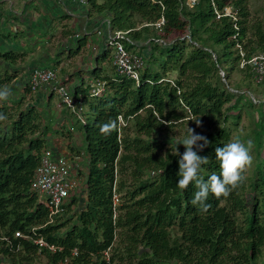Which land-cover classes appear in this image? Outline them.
Here are the masks:
<instances>
[{
    "label": "trees",
    "instance_id": "16d2710c",
    "mask_svg": "<svg viewBox=\"0 0 264 264\" xmlns=\"http://www.w3.org/2000/svg\"><path fill=\"white\" fill-rule=\"evenodd\" d=\"M214 2L221 12L230 6L238 19L217 18L213 0H200L193 8L186 0L91 1L92 12L110 15L113 30L129 31L133 44L127 47L148 51L149 63L139 84L113 66L115 73L99 77L106 83L100 96H92L90 87L83 89L82 104L89 106L91 121L70 110L86 145L85 192L72 193L65 212L53 222L32 182L50 148V135L59 131L36 104L0 100V113L7 117L0 120V264H31L38 255L47 264H109V248L111 264H264L261 153L254 180L248 182L247 171L244 183L227 198L210 194L207 211L191 204L194 184L186 190L177 187L180 157L172 150L185 151L176 141L187 130L175 138L171 133L176 127L191 124L207 137L203 149H194L209 158L200 173L207 181L220 173L215 149L232 138L228 121L238 127L242 111L256 104L264 112V99L243 96L251 91L249 79L256 78L248 61L264 53V26L250 19L248 0ZM162 17V27L153 25ZM25 55L0 51V60L17 62ZM233 70L245 73L248 89L231 84ZM169 72L178 73L175 85ZM15 77L16 71L0 66V87L12 85ZM259 83L264 89V74ZM26 90L33 92L29 84ZM120 116L127 123L121 132L100 133L98 126L109 120L117 119L119 126ZM114 188L121 200L116 218ZM39 237L58 249L39 252L34 242Z\"/></svg>",
    "mask_w": 264,
    "mask_h": 264
},
{
    "label": "crops",
    "instance_id": "0c3cea01",
    "mask_svg": "<svg viewBox=\"0 0 264 264\" xmlns=\"http://www.w3.org/2000/svg\"><path fill=\"white\" fill-rule=\"evenodd\" d=\"M109 22L108 13L92 12L91 5L83 6L66 0H0V51L26 54L17 62L0 60V66L16 71L11 89L24 91L34 69L51 68L57 71L60 82L70 85L74 93L82 96L83 89L89 87L93 80L108 75L102 67V60L104 64L108 63L112 53L107 45L113 32ZM24 28L28 29L30 39L35 37L38 40L37 43L40 39L36 33L48 34L47 48L38 45L28 48L25 41H21L20 34ZM4 34L10 36L5 37ZM103 53L108 57H101ZM90 71L95 76L87 82L86 73ZM49 90L48 86L39 90L41 102L50 101ZM72 135L71 139L65 138V145L59 142L61 137L57 140L50 135L49 147L56 158L69 153L68 145L73 142L83 143L81 133ZM85 161L88 163L87 159ZM86 166L88 168V164Z\"/></svg>",
    "mask_w": 264,
    "mask_h": 264
},
{
    "label": "built area",
    "instance_id": "2783aa9c",
    "mask_svg": "<svg viewBox=\"0 0 264 264\" xmlns=\"http://www.w3.org/2000/svg\"><path fill=\"white\" fill-rule=\"evenodd\" d=\"M69 2H75L79 5L88 6L91 5L92 0H66ZM200 0H186V4L193 8L198 4ZM213 5L216 7V3L213 0ZM217 18L222 16H231L234 20H237L235 12H233L230 6L225 7L224 11L221 12L216 7ZM111 25V23L109 22ZM165 24V19L162 17L159 21L153 23L157 27H162ZM238 28L237 25H235ZM129 31L113 30L112 34L108 40V47L112 51V65L115 67L120 75L127 76L134 79L138 84L141 80V74L146 67V57L144 53L139 50L134 51L127 47L126 43H131V39L128 37ZM75 37H79L76 35ZM234 37H237L235 35ZM163 42V41H161ZM244 56V53H242ZM215 56V55H214ZM216 57V56H215ZM249 63H252L254 70L256 71V78L260 82L263 79L264 74V53L254 56ZM246 63L245 59L242 60V65ZM224 76L225 72L221 70ZM58 73L55 69L51 68H36L32 71L30 75L29 85L32 91L35 92L40 90L43 86H48V88L58 94L61 98L63 105L69 108L73 113L77 115L79 119L84 121L82 111L84 107L82 104V96L76 97L75 93L71 89L70 85L60 82L58 80ZM169 81L175 85L173 79ZM92 96H100L106 90V83L104 80L97 79L93 80L89 85ZM126 120L120 116L118 131L121 132L122 128L126 126ZM74 130V127H70ZM75 169V164L71 162L67 157L60 156L55 157L54 152L51 148L45 149L42 154L40 165L35 173L34 180L32 182V190L37 194L38 200L44 206H46L50 213V222H53L55 218L65 212V203L69 199L72 193L76 192L78 189V182L73 177V170ZM120 203V194L114 188L113 193V206H114V218L118 213L117 207ZM22 234L17 232L16 236H21ZM34 242L39 245V252L43 248H48L52 251H56L58 247L53 244H49L44 238L39 237L34 240ZM77 254V250H75ZM106 258L110 262L111 249L109 248L105 252Z\"/></svg>",
    "mask_w": 264,
    "mask_h": 264
},
{
    "label": "rangeland",
    "instance_id": "374dc122",
    "mask_svg": "<svg viewBox=\"0 0 264 264\" xmlns=\"http://www.w3.org/2000/svg\"><path fill=\"white\" fill-rule=\"evenodd\" d=\"M6 6V5H5ZM248 6L250 8V19L252 21H258L261 22L264 26V0H248ZM25 30V31H24ZM22 36L21 41H25V45L33 49L35 45L42 46L44 48H47L46 46V40L48 38V34L46 33H36V37H38V40L30 39V35H28V29H23V33L20 34ZM24 43V42H23ZM139 50L141 53L145 54L146 57V64L149 63V58L147 57L148 51L143 50L140 48L134 49V51ZM60 56V55H59ZM216 56V55H215ZM111 58V57H110ZM10 63V61H8ZM229 65V63H227ZM102 67H104L105 73L107 72L108 74H113L115 73L114 67L112 65V59L108 60V63L106 62L104 64V60H102ZM94 69V67H93ZM88 76L86 77L87 82L90 80V78L94 77L95 74L90 72H87ZM222 74V73H221ZM225 76V74H224ZM169 78L176 79L178 77L177 72H169L168 74ZM246 75L243 72H240L238 70H233L230 73V82L231 84H236L240 83L242 86V89H248L246 88V82L244 79H246ZM251 80V91H247L243 94L245 96L244 100L248 99H256L262 100L264 99V89L263 85L258 82L256 78L249 79ZM11 88V85L8 86ZM49 102H41L38 99L39 96V90L35 92H28L26 88L24 91H13L12 90V95L10 96L11 99H21L23 100V106H29L31 104H36L39 106L43 111L46 112L47 118L48 116H51L52 118V124H53V129H56L59 131V133L52 132V135L54 136L53 138H56L59 140V142H62L63 145L66 144V139L65 138H70L73 137L72 134L76 133L78 123V118L75 117L74 115L71 117L70 114V109H68L65 105H63L61 98L58 94L55 92L49 90ZM85 98V97H84ZM83 98V99H84ZM90 99L93 100H98V98L91 97ZM82 114L84 118L87 121H91L92 119V114L90 111L89 106L87 103L85 104L84 111H82ZM261 117V121H259V118ZM46 118V117H45ZM45 122H48L47 119H44ZM67 120V121H66ZM69 120V121H68ZM64 121V123H63ZM228 124L231 127V132H232V139H235L237 137L247 140L251 139L254 142V149L252 151L253 155V164L252 166L247 170L248 171V182L251 183L254 180V173L256 166L258 164V152L259 154L261 153L263 160H264V112L260 108V104H256L254 109H249L245 108L242 111V118L239 122L238 127L234 126L233 120H229ZM71 126L76 127L72 133H69V129ZM191 124H187L186 127H176L175 131L171 133L172 136L175 138H181L183 135L186 133V130L188 127H190ZM51 134V133H50ZM64 138V139H63ZM83 140V139H82ZM74 144V145H73ZM73 144L68 145L69 146V153L64 154L69 160H71L72 163L75 164V169L73 170V177L77 180L78 182V189L76 192H79L80 194L84 193V178H86V170H87V163H86V155H83V152L85 153L86 145L85 142L80 141V142H73ZM128 176V183L130 184L132 181V177L130 174H127ZM121 201V200H120ZM121 203V202H120ZM31 264H47V259L44 255H38L37 258L31 263Z\"/></svg>",
    "mask_w": 264,
    "mask_h": 264
},
{
    "label": "clouds",
    "instance_id": "9594fccd",
    "mask_svg": "<svg viewBox=\"0 0 264 264\" xmlns=\"http://www.w3.org/2000/svg\"><path fill=\"white\" fill-rule=\"evenodd\" d=\"M12 94L11 88L7 86L0 87V100H7ZM6 118L3 113H0V120ZM195 121L199 126L200 119ZM98 127L102 135H111L112 132L118 130V120H109ZM201 141L203 143H200ZM208 143L206 136L197 134L194 128L188 127L184 138L176 141L177 145L183 144L185 146V151L181 154L178 147L174 151L172 150L174 155L180 157L177 187L186 190L194 184L196 190L193 193L191 204L203 211H207L210 207L207 203L210 194L217 199L227 198L244 183L246 172L252 166L254 159L252 155L253 140H244L239 137L229 140L222 147L218 146L215 149L220 173H213L206 181L200 173L202 166L208 163L209 158L199 155L194 149H203Z\"/></svg>",
    "mask_w": 264,
    "mask_h": 264
}]
</instances>
